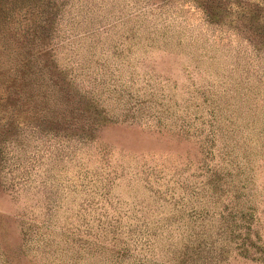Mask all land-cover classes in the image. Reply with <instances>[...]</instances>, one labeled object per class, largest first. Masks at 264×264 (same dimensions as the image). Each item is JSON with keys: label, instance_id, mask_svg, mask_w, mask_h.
<instances>
[{"label": "rangeland", "instance_id": "obj_1", "mask_svg": "<svg viewBox=\"0 0 264 264\" xmlns=\"http://www.w3.org/2000/svg\"><path fill=\"white\" fill-rule=\"evenodd\" d=\"M263 24L264 0H0V264H264Z\"/></svg>", "mask_w": 264, "mask_h": 264}, {"label": "trees", "instance_id": "obj_2", "mask_svg": "<svg viewBox=\"0 0 264 264\" xmlns=\"http://www.w3.org/2000/svg\"><path fill=\"white\" fill-rule=\"evenodd\" d=\"M258 11H260V9L258 8L257 9ZM208 15V14H207ZM246 16V15H245ZM246 18H249L248 19V21H250V19H251V17H249V14H248V17H246ZM262 21V20H261ZM263 22V21H262ZM264 25V24H263ZM251 27V26H250ZM39 33H42V31H41V28L39 27ZM251 29V28H250ZM252 31L250 32L251 33V35H254V37H256V39H261V41H260V43H263L264 44V33H260V31H259V29L257 28V26L256 27H254L253 29H251ZM35 31H32V35H35ZM38 38H39V36H37ZM249 41H250V43L251 44H253V45H255V44H257L256 42H253V38L252 39H250V38H248V37H246ZM255 39V38H254ZM44 49V48H43ZM43 49H41V50H38V52H39V54L40 53H42V52H40V51H42ZM30 52H32V51H30ZM27 58V60L26 61H28V60H30L32 57H30V59H29V57H26ZM26 61H24V63L26 62ZM23 71V70H22ZM30 71H32V68H30L29 69V71H27V72H25V71H23V74L21 75V78H26L27 79V82H28V84H30L31 85V83H32V80H36V79H38V77L37 76H35V75H33L32 76V72H30ZM42 75H44V74H42ZM24 82H26V80H23ZM50 90H51V95L54 93V92H59L60 90H62V86L61 85H59L58 84V82H53V81H51V83H50ZM44 86H42L41 85V88H40V90H47L46 88H43ZM11 89V88H10ZM57 95V94H56ZM53 96V95H52ZM55 97V96H54ZM65 107H66V103L64 102V104H63ZM63 110H67V109H65V108H63ZM74 110L75 111H79L80 109H78L77 107H75L74 108ZM67 117H69V119L74 123L75 122V119L78 121V122H82V126H81V131H83V130H85V129H89V128H91V126H92V121H89V120H87V119H85V120H81V115L80 114H75L74 112H72V111H69L68 110V112H67V115H66ZM66 116L63 118V119H65L66 120ZM51 117H53V118H51ZM51 117H48L49 119H51V120H53V121H56L54 118L56 117V116H51ZM61 117H63V115H62V113H61ZM74 124H76V123H74ZM84 124H85V129H83V127H84ZM143 242V241H142ZM125 251H127V248L126 247H120V251H118V255L117 256H119V254H120V256H122L123 255V253H126ZM120 252V253H119ZM134 260H133V264H146L147 263V261L145 260V259H143L142 257L141 258H137V257H135L134 256V258H133Z\"/></svg>", "mask_w": 264, "mask_h": 264}]
</instances>
